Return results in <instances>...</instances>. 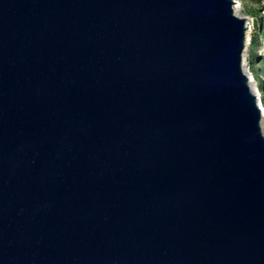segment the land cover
<instances>
[{"label":"water","instance_id":"95a60500","mask_svg":"<svg viewBox=\"0 0 264 264\" xmlns=\"http://www.w3.org/2000/svg\"><path fill=\"white\" fill-rule=\"evenodd\" d=\"M234 3L0 0V264H264Z\"/></svg>","mask_w":264,"mask_h":264},{"label":"rangeland","instance_id":"374dc122","mask_svg":"<svg viewBox=\"0 0 264 264\" xmlns=\"http://www.w3.org/2000/svg\"><path fill=\"white\" fill-rule=\"evenodd\" d=\"M239 1V15L250 23L251 30L247 29V41L243 53L244 70L253 79V88L256 90L260 104L264 109V0H237ZM261 131L264 135V112L261 117Z\"/></svg>","mask_w":264,"mask_h":264},{"label":"bare ground","instance_id":"6f19581e","mask_svg":"<svg viewBox=\"0 0 264 264\" xmlns=\"http://www.w3.org/2000/svg\"><path fill=\"white\" fill-rule=\"evenodd\" d=\"M235 1V3H234V12H235V14L237 15V16H240L239 15V10H240V5H239V1H237V0H234ZM241 17V16H240ZM247 27H249V29H251V26H250V23H247ZM246 41H247V34H246ZM253 79H251L250 77H249V85H250V87H251V89L254 91V92H256V90L253 88ZM257 94V93H256ZM261 108H262V113L264 112V109H263V107H262V105H261Z\"/></svg>","mask_w":264,"mask_h":264},{"label":"built area","instance_id":"2783aa9c","mask_svg":"<svg viewBox=\"0 0 264 264\" xmlns=\"http://www.w3.org/2000/svg\"><path fill=\"white\" fill-rule=\"evenodd\" d=\"M262 15L264 16V9L262 10ZM248 22H246V24H247ZM248 29H249V27H248ZM249 30H251V29H249Z\"/></svg>","mask_w":264,"mask_h":264}]
</instances>
